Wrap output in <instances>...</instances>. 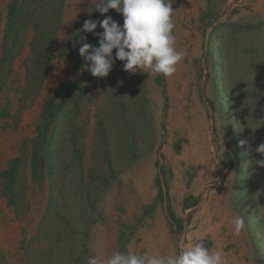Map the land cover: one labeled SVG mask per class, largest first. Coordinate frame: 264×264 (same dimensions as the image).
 I'll return each instance as SVG.
<instances>
[{
	"label": "rangeland",
	"instance_id": "1",
	"mask_svg": "<svg viewBox=\"0 0 264 264\" xmlns=\"http://www.w3.org/2000/svg\"><path fill=\"white\" fill-rule=\"evenodd\" d=\"M103 1L0 0V264H264V0H119L78 67Z\"/></svg>",
	"mask_w": 264,
	"mask_h": 264
},
{
	"label": "trees",
	"instance_id": "2",
	"mask_svg": "<svg viewBox=\"0 0 264 264\" xmlns=\"http://www.w3.org/2000/svg\"><path fill=\"white\" fill-rule=\"evenodd\" d=\"M119 0H104L97 8L96 11L92 12L82 26L78 29L77 32L73 35L71 39V43L68 45L65 53L67 56V60L78 66V67H86L91 68L97 62V51H98V41L101 35V30L103 25L108 20L109 15L118 5ZM18 10H21L16 5H13L9 11L7 16V25L6 27H10L13 19L16 18ZM81 79L76 82H64L59 85V87L52 93V95L48 98L46 105L43 111V118L45 123H49L53 120L58 114V110L62 109L69 101L75 96L76 90L79 89ZM61 95V99L59 105L54 106L55 99ZM39 129V126H38ZM46 132L44 131V135ZM42 135V134H41ZM45 144L44 136L41 139V144ZM45 150L48 153V145H45ZM44 148L40 147V144H34L33 150V159H32V171L33 174H36L38 170L43 171L45 165V156L43 154ZM46 153L49 156V154ZM50 162V161H49ZM15 164V162L13 163ZM14 166L6 171L3 176L7 178L8 184L12 188L14 183ZM51 179V178H50ZM51 183L53 181L51 180ZM168 215L171 220H175L174 215L170 209H168Z\"/></svg>",
	"mask_w": 264,
	"mask_h": 264
},
{
	"label": "bare ground",
	"instance_id": "3",
	"mask_svg": "<svg viewBox=\"0 0 264 264\" xmlns=\"http://www.w3.org/2000/svg\"><path fill=\"white\" fill-rule=\"evenodd\" d=\"M260 2H261V1H260ZM251 6H252V5H251ZM250 24H252V23H250ZM258 32H259V31H258ZM262 32H264V31H262ZM257 34H258V33H257ZM258 38H259V37H258ZM262 38H264V37H262ZM262 38H260V39H262ZM114 41H115V40H114ZM263 41H264V39H263ZM263 41H261V43H262ZM116 43H117V40H116ZM119 43H120V42H119ZM247 43H248V42H247ZM249 43H250V42H249ZM252 43H253V42H252ZM259 43H260V42H259ZM259 43H258V44H259ZM254 44H256V43L254 42ZM262 44H264V43H262ZM115 45H116V44H115ZM263 46H264V45H263ZM258 47H259V46H258ZM110 50H111V49H110ZM110 50H109V51H110ZM115 50H116V49H115ZM109 51H108V52H109ZM114 53H115V52H114ZM117 54H118V52H117ZM262 57H263V56H262ZM108 58H109V57H108ZM109 59H110V58H109ZM261 59H262V58H261ZM263 59H264V58H263ZM116 60H117V59H116ZM109 64H110V63H109ZM111 65H112V62H111ZM113 66H114V65H113ZM110 67H111V66H110ZM102 68H103V67H102ZM118 68H119V66H118ZM263 71H264V70H263ZM248 74H249V73H248ZM262 74H263V73H262ZM263 75H264V74H263ZM107 76H108V74H107ZM105 77H106V76H105ZM107 78H108V77H107ZM262 106H263V105H262ZM97 107H98V106H97ZM261 109H262V108H261ZM107 135H108V134H107ZM111 138H112V137H111ZM109 140H111V139H109ZM187 161H188V160H187ZM193 163H194V162H193ZM192 170H193V169H192ZM194 171H195V170H194ZM192 172H193V171H192ZM192 172H191V173H192ZM196 174H197V173H196ZM178 175H179V174H178ZM191 176H192V175H191ZM191 176H190L189 178H191ZM253 176H254V175H253ZM258 177H259V175H258ZM187 178H188V177H187ZM193 178H194V177H193ZM253 178H254V179H259V178H255V176H254ZM254 179H253V180H254ZM190 180H191V179H190ZM201 180H202V179H201ZM185 181H186V180H185ZM187 181H188V180H187ZM255 181H258V180H255ZM250 184H252V183H250ZM252 185H254V184H252ZM259 185H260V184H259ZM249 188H251V187H249ZM252 190H254V189H252ZM249 193H250V192H249ZM261 195H262V194H261ZM260 197H261V196H260ZM241 198H242V197H241ZM247 199H248V198H247ZM256 199H257V198H256ZM247 201H248V200H247ZM248 204H249V203H248ZM205 209H206V208H205ZM206 212H207V211H206ZM206 212H205V213H206ZM262 212H263V211H262ZM209 213H210V212H209ZM260 213H261V212H260ZM213 214H214V213H213ZM258 214H259V213H258ZM202 215H203V214H202ZM217 216H218V215H217ZM261 216H262V215H261ZM232 218H233V217H232ZM234 219H235V218H234ZM211 220H212V219H210V221H211ZM224 220H225V219H224ZM232 220H233V219H232ZM259 220H260V219H259ZM234 221H235V220H234ZM262 221H263V219H262ZM202 222H203V221H202ZM204 222H206V221H204ZM263 223H264V222H263ZM262 228H263V227H262ZM262 228H261V229H262ZM206 231H207V230H206ZM246 232H247V231H246ZM263 232H264V231H263ZM262 235H263V233H262ZM263 236H264V235H263ZM191 239H192V238H191ZM249 243H250V242H249ZM89 245H90V244H89ZM245 245H246V244H245ZM220 246H221V245H220ZM257 246H259V245H257ZM250 248H251V247H250ZM202 249H203V248H202ZM240 249H241V248H240ZM240 249H239V250H240ZM258 249L260 250V247H259ZM212 250H213V249H212ZM239 250H238V251H239ZM217 251H218V250H217ZM236 252H237V251H236ZM260 252H261V250H260ZM262 252H263V251H262ZM237 253H238V252H237ZM258 253H259V251H258ZM234 255H235V254H234ZM261 256H263V253H262ZM240 258H243V257H240ZM258 258H259V257H258ZM251 259H254V258H251ZM255 259H257V258H255ZM258 260H259V259H258ZM260 260H261V259H260ZM204 261H205V260H204ZM204 261H203V262H204ZM245 261H246V260H245ZM247 261H248V260H247ZM247 261H246V262H247ZM253 261H255V260H253ZM201 262H202V261H201ZM238 262H239V261H238ZM256 262H258V261L256 260ZM205 263H206V262H205ZM260 263H262V262H259V264H260ZM262 264H263V263H262Z\"/></svg>",
	"mask_w": 264,
	"mask_h": 264
},
{
	"label": "crops",
	"instance_id": "4",
	"mask_svg": "<svg viewBox=\"0 0 264 264\" xmlns=\"http://www.w3.org/2000/svg\"><path fill=\"white\" fill-rule=\"evenodd\" d=\"M175 217V216H174ZM180 225V224H179Z\"/></svg>",
	"mask_w": 264,
	"mask_h": 264
}]
</instances>
